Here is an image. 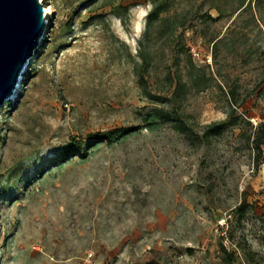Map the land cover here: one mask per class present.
Instances as JSON below:
<instances>
[{"label": "rangeland", "instance_id": "1", "mask_svg": "<svg viewBox=\"0 0 264 264\" xmlns=\"http://www.w3.org/2000/svg\"><path fill=\"white\" fill-rule=\"evenodd\" d=\"M41 1L53 4L42 46L0 106V264H225L220 244L264 264V147L257 164L248 141L264 121V0ZM174 105L199 134L232 111L245 121L210 144L149 130ZM130 126L87 159L59 155Z\"/></svg>", "mask_w": 264, "mask_h": 264}, {"label": "trees", "instance_id": "2", "mask_svg": "<svg viewBox=\"0 0 264 264\" xmlns=\"http://www.w3.org/2000/svg\"><path fill=\"white\" fill-rule=\"evenodd\" d=\"M45 3H48L47 1ZM53 7V4H51ZM164 10V4L155 5L148 15V28L153 24L154 20L159 18L160 13ZM216 21L218 18H211ZM144 64L147 63L146 58L143 56ZM137 65L135 67V74L139 78V85L145 93L148 92V82L145 78V73H147L146 65ZM168 77L171 79V86L175 84V89L171 94V99H176V96L180 90V87L183 85L180 75L177 78L172 77V74L169 73ZM150 95V94H148ZM235 111L229 114V116L221 121L213 122L202 127V133L197 132L196 124L192 121V118L189 115H186L181 111L180 106H172L167 108H161L156 112V119L149 130L153 131L159 127H169L175 132L183 135L195 137L200 140L203 144H210L212 139L220 135L222 132L226 131L229 128L238 127L241 125L242 121H245L243 117L235 115ZM152 117L149 116V119ZM250 125V122H248ZM140 129L139 126H130L126 128H121L117 130H107V131H98L86 135L85 138L73 137L61 150L60 157L67 159L70 157H78L80 159H87L90 155V148L100 142H105L108 145L113 144L120 138H125ZM248 141L252 146V151L255 156V161L257 164L260 161V157L263 155L264 147V121L261 122L258 126L255 127V132L248 137ZM248 214V204L241 203L233 212L234 218L237 224H241ZM220 251L222 254V259L225 264H236L237 257L234 252L230 251L224 244H220ZM184 252H187L188 255H192L194 250L192 248H187L182 250L179 248L173 249V255L180 256ZM250 253V252H249ZM248 257V255H247ZM146 264H168L162 263L160 261L152 260Z\"/></svg>", "mask_w": 264, "mask_h": 264}, {"label": "water", "instance_id": "3", "mask_svg": "<svg viewBox=\"0 0 264 264\" xmlns=\"http://www.w3.org/2000/svg\"><path fill=\"white\" fill-rule=\"evenodd\" d=\"M47 5L40 0H0V106L11 99L23 67L42 46Z\"/></svg>", "mask_w": 264, "mask_h": 264}, {"label": "bare ground", "instance_id": "4", "mask_svg": "<svg viewBox=\"0 0 264 264\" xmlns=\"http://www.w3.org/2000/svg\"><path fill=\"white\" fill-rule=\"evenodd\" d=\"M51 11H53V7L51 6V5H47L46 7H44V13L45 14H49ZM47 24V23H46ZM29 63H27L24 67H23V71H22V73L20 74V77H19V79H18V82H22L23 80H24V74L26 73V71L28 70V68H29ZM17 92V89H16V91H14L13 92V94H12V96L11 97H13V98H17V95H15V93ZM17 94V93H16Z\"/></svg>", "mask_w": 264, "mask_h": 264}, {"label": "built area", "instance_id": "5", "mask_svg": "<svg viewBox=\"0 0 264 264\" xmlns=\"http://www.w3.org/2000/svg\"><path fill=\"white\" fill-rule=\"evenodd\" d=\"M40 1H41V0H40ZM41 2H42V1H41ZM44 3H45V2H44ZM52 12H53V11H51L48 15L44 13L45 17L47 18ZM46 21H47V20H46ZM46 23H47V22H46ZM194 55H196V54L194 53Z\"/></svg>", "mask_w": 264, "mask_h": 264}]
</instances>
